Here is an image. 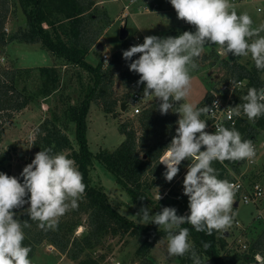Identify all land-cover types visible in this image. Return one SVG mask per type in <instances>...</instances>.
<instances>
[{
  "label": "trees",
  "instance_id": "trees-1",
  "mask_svg": "<svg viewBox=\"0 0 264 264\" xmlns=\"http://www.w3.org/2000/svg\"><path fill=\"white\" fill-rule=\"evenodd\" d=\"M4 1V2H2ZM0 0V47L7 46L10 42L17 41L25 44H40L53 56L62 60V65L69 68H79L87 72L85 80L81 71L76 72L77 84L83 94L78 104H67L60 113H55L46 119L38 128L33 147L37 152L51 148L53 152L70 151L68 158L76 162V167L83 175L85 192L78 200V208L74 209L71 219L59 220L56 230H42L38 227V221H31L26 211L16 213L14 218L28 221L30 227L23 228L25 234L24 245L30 246L32 251L29 258L34 256L36 248L43 243L53 245L61 254L70 260L80 264H102L105 256L98 258L92 253H100L96 250L103 245L106 237L123 240L126 237L136 238L140 242L137 250L139 259L145 258L140 264H149V253L154 245L162 239H167V234L162 230L149 225L138 224L129 220L115 209L109 202L108 196L90 185V171L95 161L102 162L106 170L112 174L116 184L125 190L136 204H150V191L158 184L171 185L177 179H184L190 160L182 161L177 176L171 181L164 177L165 166L159 163V157L176 135L178 127V113L169 110L165 114L159 111V104L155 103L146 107L137 115V124H121L119 131L125 139L122 144L112 152L101 151L94 154L90 150L87 137V117L91 104L101 102L105 113L115 114L116 109L122 103H128V95L124 100L114 98V78L116 73L125 88H133L135 94L142 98L146 85L138 84L139 74L130 71V61L123 58V51L135 46L134 40L123 41L122 48L115 52L108 65L100 60L96 65L88 62L94 45H98L99 39L110 26L106 10L102 9V16L96 14L98 4L95 0H19L22 10L27 17V27L7 39L4 32L6 21V2ZM104 19H107L105 23ZM101 21L102 26L96 28V23ZM103 21V22H102ZM137 54L133 60L138 59ZM250 70L241 64L230 65L229 75L238 80H247L248 89H257L263 86L264 70H258L254 61L250 63ZM227 66V63L226 65ZM35 70L38 71L37 75ZM36 77L39 80L36 89L30 88V82ZM66 85V86H65ZM63 83L62 75L56 66L37 68H15L2 70L0 67V172L9 176L11 174L12 152L1 148L2 134L6 120L13 118L16 113L27 109L33 101L42 97L48 99L57 94L61 89L67 88ZM133 94V95H135ZM212 95L208 94L198 106L202 108L210 105ZM204 114L201 115L203 117ZM71 124L76 125V143L73 142L67 132ZM241 133L243 140L256 141L258 130L264 132V115L251 122L239 121L235 128ZM206 150V148L202 149ZM243 160L223 163L213 161L212 166L217 169L220 179L232 180L229 168L239 174ZM21 183L23 178L17 177ZM170 187V186H169ZM30 197V194H29ZM29 197H26L28 199ZM143 199V200H141ZM188 207V205H186ZM87 217V230L81 238L75 237L76 229L82 225L81 216ZM189 229L188 241L202 259L210 258L216 264H227L220 255L218 244L223 236H218V231L212 235L206 232H197L192 225H182ZM204 242H210L211 247L203 248ZM226 246V240H222ZM102 254V253H101ZM264 258V232L260 234L253 244H250L249 252L245 254V260L250 264H264L256 260V256ZM181 264H193L190 253L179 256Z\"/></svg>",
  "mask_w": 264,
  "mask_h": 264
},
{
  "label": "clouds",
  "instance_id": "clouds-1",
  "mask_svg": "<svg viewBox=\"0 0 264 264\" xmlns=\"http://www.w3.org/2000/svg\"><path fill=\"white\" fill-rule=\"evenodd\" d=\"M178 19L195 27V32L185 31L176 37L146 36L142 44L123 51V58L130 61L129 68L139 74L138 84L146 85L143 96H154L161 103L159 111L179 114L176 135L163 149L159 163L165 166L164 177L171 182L178 174L182 161L190 160L183 181L184 195L189 199V215H178L174 207H164L155 215L149 208L141 210L137 217L141 224L154 223L167 234L170 256L190 253L193 264H202L200 255L188 241L189 229L212 235L213 231H225L233 221L232 209L236 187L226 179L218 178L213 161H240L255 157L251 140H243L235 128L215 124L216 132L205 131L207 123L200 117L211 108H197L186 102L190 95L192 77L190 69L198 65L194 58L200 57L206 45H218L219 50L236 57L251 59L258 70H264V24L253 27L247 12L237 14L231 0H170ZM259 11V10H258ZM137 54L138 59L133 60ZM104 64L108 65L106 59ZM243 103L226 110L227 118L239 116L241 109L250 121L264 115V88H249ZM215 105V102H214ZM29 139H32L30 136ZM205 147L206 150H201ZM21 177L0 172V264H33L29 258L32 251L24 245L23 225L14 209H26L31 221H38L42 230H56L59 218L70 209L78 208V200L85 192L83 175L76 162L63 152L47 148L36 153L34 160L24 167ZM30 194V197H29ZM26 197H29L26 199ZM161 199V196L158 197ZM143 200V199H141ZM211 247L204 242L205 250Z\"/></svg>",
  "mask_w": 264,
  "mask_h": 264
},
{
  "label": "rangeland",
  "instance_id": "rangeland-1",
  "mask_svg": "<svg viewBox=\"0 0 264 264\" xmlns=\"http://www.w3.org/2000/svg\"><path fill=\"white\" fill-rule=\"evenodd\" d=\"M98 7L95 8L96 14L102 16V9L107 11L108 19L111 21L110 26L106 29L105 34L99 39V44L105 43L107 50L99 51L98 45H94L91 55L88 56V62L96 65L100 60H104L103 55L108 54V63L111 61L115 52L122 48L121 30L127 27L129 32L128 40H134L137 36H158L166 38L169 36L176 37L185 31L195 32V27L187 22L178 19V15L171 5L170 0H147L141 1L138 5L146 8L133 10L128 17L124 15V2L126 0H95ZM100 2V5H99ZM231 3L235 6L237 14L247 12L253 20V27H259L264 24V0H238ZM16 12L10 17L8 25V39L12 34L27 21V17L22 10L19 0H15ZM105 8V9H104ZM259 10V11H258ZM107 23V19L105 20ZM103 22V21H102ZM99 21L96 28L102 26ZM264 35V32L261 33ZM11 43L13 45H11ZM140 55V54H138ZM110 60V61H109ZM198 67L195 70L190 69L192 77L191 91L186 102L193 103L198 106L203 102L204 98L209 94L210 90L216 85L222 83V80L228 77L230 65L241 64L250 70V63L253 62L251 55L247 57H236L232 53H225L219 50L218 45H206L200 57L194 58ZM227 63V66H225ZM62 60L54 58V56L43 49L40 44H20L10 42L8 46L0 47V67L2 70H13L15 68H37L56 66L61 75L63 83H67L65 90L61 89L57 94L48 99L39 97L25 110L16 113L13 118L6 120L3 130L1 148L5 151H11L13 158L11 162L12 176H21V173L28 164H30L36 153L33 142L36 138L37 128L48 118L53 117L55 113H60L67 105H76L82 98L80 87L77 84L76 72L81 71L84 79L87 80V72L79 68H67L62 65ZM38 71L35 70L37 75ZM234 77V76H233ZM235 78V77H234ZM39 80L36 77L30 82V88L36 89ZM218 83V84H217ZM246 88L239 96V101L247 94L248 81L244 80ZM264 84V75H263ZM66 86V85H65ZM114 98L124 100L128 95V108L125 112L121 111L120 105L116 109V113L107 114L104 111L101 102L91 104L87 117V137L90 150L96 155L101 151L112 152L117 149L125 137L119 131L121 124H129L130 126L137 124V115H134V108L131 100L135 90L133 88H125L116 73L114 78ZM174 104V108L179 107V103ZM155 103H161L154 96L144 99V107H149ZM139 107V106H137ZM172 111V110H171ZM178 114V119H179ZM201 118V117H200ZM251 122L250 120H248ZM257 139L255 143L259 146L258 155L253 164H248L243 160V165L239 174H236L232 168H229L232 179L241 178L247 186L254 184L260 185L264 190V132L257 131ZM73 142L74 148L78 149L76 143V125L71 124L70 130L67 132ZM32 139H29V137ZM205 147H202L204 149ZM201 149V150H202ZM66 156L70 151L64 153ZM183 181L177 179L171 185L158 184L150 191V204H136L132 197L121 187H119L102 162L95 161L90 171V185L92 188L104 192L109 199L110 204L117 209L122 215L126 216L138 224L139 218L135 216L141 208H149L150 215H155L162 211L164 207H174L177 209L178 215H189L190 210L186 205L189 199L184 195ZM161 196L159 200L158 197ZM30 204H25L23 208L16 209L19 213L26 211ZM233 221L230 228L225 231H218V236H223L218 244L220 255L227 264H250L244 258L249 252L250 244H253L260 234L264 232V199L257 203L244 204L240 203L238 208L233 206ZM74 216V209H70L65 215L59 218L71 219ZM82 225L75 231V237L81 238L87 230V217L81 216ZM239 222V224H237ZM145 225V224H142ZM152 228L162 230L154 223L147 224ZM222 240H226V246H223ZM192 245V243L190 242ZM140 242L136 238L126 237L123 240L119 238L113 239L106 237L103 245L96 250L100 253H92L91 256H105L102 264H140L146 261L145 258L139 259L136 255ZM102 253V254H101ZM33 264H80L70 260L66 255L61 254L53 245L43 243L36 248L34 256L30 258ZM260 259H264L260 256ZM256 260H259L256 257ZM149 264H181L179 256H170L168 253L167 239H162L154 245L149 253ZM202 264H216L212 259L205 258Z\"/></svg>",
  "mask_w": 264,
  "mask_h": 264
},
{
  "label": "built area",
  "instance_id": "built-area-1",
  "mask_svg": "<svg viewBox=\"0 0 264 264\" xmlns=\"http://www.w3.org/2000/svg\"><path fill=\"white\" fill-rule=\"evenodd\" d=\"M141 1L145 2L147 0H127V3L124 5V15L129 16L132 14L133 10L136 8L143 9L146 8L143 5H138ZM233 3L238 2V0H232ZM143 36H137L134 38L135 45L142 44L144 42ZM104 60L109 59L108 54L103 55ZM110 61V60H109ZM218 84V83H217ZM248 86V84H247ZM246 85L244 84V80H238L233 76H228L222 80L221 84L216 85L213 89L210 90L209 94L212 95L211 102L209 108L211 111L201 117L202 120H205L207 123V128L205 131L210 134H214L216 132L215 124L220 123L225 127L232 129L236 128L239 124V121L249 122L248 117L243 113L241 109V114L239 116L233 115L231 119L227 118L226 110L230 107H236L239 104L243 103L239 101V96L242 92H244ZM264 88V84L262 86ZM144 99L139 95L135 94L131 100V105L134 108V115H139L146 107H144ZM215 102V105H214ZM129 105V103H127ZM139 106V107H137ZM255 147L256 155L252 159H245L248 164H253L258 152L259 146L253 142ZM234 184L236 187V193L234 197L233 203H244V204H252L257 203L260 200L264 199V190L258 185L254 184L253 186H247L243 179L236 178L229 181ZM239 224V222L237 223ZM258 259L259 256H257ZM118 264H121L118 262Z\"/></svg>",
  "mask_w": 264,
  "mask_h": 264
},
{
  "label": "crops",
  "instance_id": "crops-1",
  "mask_svg": "<svg viewBox=\"0 0 264 264\" xmlns=\"http://www.w3.org/2000/svg\"><path fill=\"white\" fill-rule=\"evenodd\" d=\"M2 2H4V1H2ZM6 2V21H5V25H4V32L6 33V32H8L9 30H8V25L10 24V17H11V15L13 14V13H15L16 12V5L14 4L15 3V0H7V1H5ZM127 3V0L124 2V5ZM99 5H100V2H99ZM105 9V8H104ZM106 10V9H105ZM27 27V21H26V23L24 24V25H22L21 27H19L12 35H14V34H16L18 31H20L21 29H25ZM105 34V33H104ZM6 36H7V39H8V34H6ZM14 42H17V41H14ZM17 43H19V42H17ZM20 44H25V43H20ZM99 44V43H98ZM11 45H13L12 43H11ZM103 45V47H104V50H107L108 48H107V46L105 45V43H103L102 44ZM8 46V45H7ZM97 46V45H96ZM54 58H55V56H54ZM57 58V57H56ZM128 108V107H127ZM236 204H238V203H233V206L235 207V208H238L239 207V204H238V206H236ZM258 237V236H257ZM259 256V258H260V255H258ZM257 257V256H256ZM263 260L262 259H259L258 260V262H262Z\"/></svg>",
  "mask_w": 264,
  "mask_h": 264
},
{
  "label": "water",
  "instance_id": "water-1",
  "mask_svg": "<svg viewBox=\"0 0 264 264\" xmlns=\"http://www.w3.org/2000/svg\"><path fill=\"white\" fill-rule=\"evenodd\" d=\"M128 37H129V32L127 30V27L125 26L121 30V40L125 41L126 39H128ZM98 50L99 51H103L104 50V47H103V45L101 43L98 44ZM127 107H128L127 103H122L120 105L121 111H123V112H125L127 110ZM236 206H238V204H236Z\"/></svg>",
  "mask_w": 264,
  "mask_h": 264
}]
</instances>
